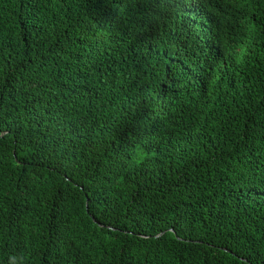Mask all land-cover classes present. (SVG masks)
I'll return each instance as SVG.
<instances>
[{
  "label": "trees",
  "instance_id": "1",
  "mask_svg": "<svg viewBox=\"0 0 264 264\" xmlns=\"http://www.w3.org/2000/svg\"><path fill=\"white\" fill-rule=\"evenodd\" d=\"M0 264H264V0H0Z\"/></svg>",
  "mask_w": 264,
  "mask_h": 264
}]
</instances>
